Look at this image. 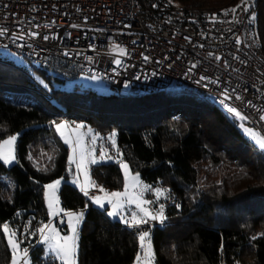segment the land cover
Returning a JSON list of instances; mask_svg holds the SVG:
<instances>
[{"label": "trees", "instance_id": "1", "mask_svg": "<svg viewBox=\"0 0 264 264\" xmlns=\"http://www.w3.org/2000/svg\"><path fill=\"white\" fill-rule=\"evenodd\" d=\"M172 1L242 9L241 0ZM254 5L249 11L256 16L264 59V0ZM35 71L37 81L26 65L0 58V142L19 134L17 162L0 161V264H11L13 257L5 225L28 249L29 264H61L45 253L37 230L49 221L44 187L62 179L61 209L84 217L77 264H135L143 231L151 237L155 264H264V151L216 102L188 99L187 93L197 94L190 90L125 98L77 83L67 90L62 85L76 78L74 71L62 66ZM64 119L116 133L122 159L144 182L167 193L163 228H128L111 220L67 180L69 148L54 128ZM204 164L227 167L221 183L210 189L201 183ZM91 176L106 190L124 185L119 161L92 165ZM56 223L60 231L67 228Z\"/></svg>", "mask_w": 264, "mask_h": 264}, {"label": "built area", "instance_id": "2", "mask_svg": "<svg viewBox=\"0 0 264 264\" xmlns=\"http://www.w3.org/2000/svg\"><path fill=\"white\" fill-rule=\"evenodd\" d=\"M230 9L172 0H0V30H6L0 48L41 69L62 66L96 77L99 87L118 97L193 91L264 139L257 21L249 23L253 13L242 9L233 19L230 11L224 14ZM99 193L88 190L89 196ZM143 227L153 231L163 223L149 220Z\"/></svg>", "mask_w": 264, "mask_h": 264}, {"label": "rangeland", "instance_id": "3", "mask_svg": "<svg viewBox=\"0 0 264 264\" xmlns=\"http://www.w3.org/2000/svg\"><path fill=\"white\" fill-rule=\"evenodd\" d=\"M0 58L11 60L18 66H25L26 65V67L30 71H33L34 73H36V75H38L37 72L35 71V68H40L38 63L30 62L28 60H24L18 54L12 53V52H10L7 49L0 48ZM96 80H97L96 77H90L89 75L82 73V74L77 75L75 79L67 80L65 82V84L62 85V87H64L67 90H70L77 83V84L82 85L83 87L94 89L98 93L110 92V91H108L106 89H103V88L99 87L96 84ZM59 86H60V84L57 83V82L54 84V87H59ZM172 93H174V92H172ZM187 95H188L187 96L188 99H192L194 101L199 100V101H201V103H207V101L209 100V98L202 97L199 94L190 95V94L187 93ZM118 100H121V99L118 98ZM209 101L214 102L211 99ZM211 105L213 106V104H211ZM57 123H64V124L67 125V127L65 129H63L62 131L64 133V137H67L73 143H75L77 138H81L82 137L83 147H85L86 149L91 150L93 156L98 161L95 164L89 163L87 165L86 169H84L83 171H79L78 172L77 168H76V164H69V156H70V154L72 152V149L69 147L68 144H66L64 142V138H62L61 134L56 131V127L54 125L55 131H56L58 137L60 138V140L62 141L64 146L69 148V153H68V164L69 165H68V172H67L68 175H69V179H67V180L70 183L74 184L75 186H78L79 188H80V185H85L87 187V190L97 189L100 192L97 196H89V195H87L88 199L90 200L91 204L94 207L105 211L106 214L109 211H112V206H111V204L107 203V197L105 196V194L106 193L111 194V193H114V192L123 193L125 191V188H124V185H125V174H124V170L121 168L122 174H123V180H124V185H123V188L121 190H112V191L111 190H106V189H104L102 187H97L95 184H94L95 186L93 187L92 184L94 183V181H93L92 176H91V166L92 165H96V164H100V163L112 162V161H119V163H120V161L122 160L128 166L127 167V171L129 173V175H128L129 192L133 196H136V195H138L139 193L142 192L141 199L143 201H148L149 202V203H146V204L145 203L141 204V207L144 208L145 210L150 211L152 213H155V212H157L159 210L160 206L163 205L164 206V214H165V202L162 201L163 199L167 198V193L165 192V189L160 187V186H152V185L144 182L141 179L140 175L138 173L134 172L131 169L129 163L122 159L121 153L119 151H117V136H116V133H115V137H114L115 146H113L112 140L110 139L112 133H109V134H106V135L105 134H101L99 131H96V130H94L92 128H86L83 125H82L81 128H79V130H76V125H81V124L80 123H77V124L76 123L75 124L68 123L65 119L61 120V121H59ZM239 128H240L241 132L244 134V136L247 139H249L251 142H253L254 145H256V147L259 150L264 151V149L260 148L259 144L257 143V138H259L261 140H264V139L261 136V134L255 128H253V127H251L249 125H243V124H240ZM248 132L253 133L255 135H250V134H248ZM13 136L16 137L14 145H12V150H13L15 159L12 160L9 164H5L2 160H0L1 162H3L7 166H11V165H13V164H15L17 162L16 144H17V140H18L19 134L15 133V134L9 135V136L4 138L0 142V144H2L4 141L8 140L10 137H13ZM94 137H95V142H93V138ZM112 149H114V150L112 151ZM102 150L105 153V157L103 158V160L100 159V153H101ZM109 157H111V158L109 159ZM209 165L210 164H204L201 167V172H202V175H203L202 176L203 178L201 179V183H202L203 188H205V189H210V188H213V187L217 186L218 184H220L221 183L220 177L223 176V172L227 168L225 166L211 168V166H209ZM120 167H121V165H120ZM136 176L139 177L140 184L136 185L135 187H133L132 185H133L134 182L132 181V177H136ZM63 181H64L63 179L60 180L59 186H58V188L56 190V193H55L58 201H59L58 191H59ZM74 181H76V182H74ZM144 186H147V188L145 189ZM101 189H103V191H101ZM157 189H160V190L163 191V195H161L159 198L155 195V191ZM44 197H45V187H44ZM90 197H102V198H104V200H105L104 208H100L98 205L94 204L92 202V200L90 199ZM127 199H128L127 197H121V200L123 202V207L119 210L118 215L115 216V217H109L108 214H107L109 219H111L113 221L122 222L121 217H124V218H127V219H131V216H132L133 213H138L139 215H143V213L140 212V209L137 207V203H135V202L128 203ZM45 202H46V199H45ZM46 206H47V203H46ZM59 208L61 209L60 201H59ZM47 209H48V207H47ZM65 213H73V214H75V213H81V211L64 212L61 209V212L59 213V215L55 216L52 219L51 227H53V228L57 227L56 226L57 225V223H56L57 221L59 223H62V225H66L67 226L65 231H60L59 228H57V231L59 232L61 237H66V236H71L72 235L71 229L69 228L68 217L65 215ZM149 220H151V219H149ZM146 225H147V223L146 224H142L140 226H146ZM79 226H78V230H79ZM14 239L16 241H18L15 237H14ZM40 239L38 240V242H40ZM149 239H150V242H151V249H152V252L154 254L153 264H155V252H154L152 240H151L150 237H149ZM43 247H44V251H45V253L47 255H51L52 257L56 258L55 254L52 253L48 249V245L47 244H43ZM23 249H26V248L22 247V244L19 242V250L20 251H19V255H18V260H19L20 264H23V259H24ZM26 259H27L28 264H29V254H27ZM57 260L61 263V261L59 259H57ZM76 262H77V256H76Z\"/></svg>", "mask_w": 264, "mask_h": 264}, {"label": "snow or ice", "instance_id": "4", "mask_svg": "<svg viewBox=\"0 0 264 264\" xmlns=\"http://www.w3.org/2000/svg\"><path fill=\"white\" fill-rule=\"evenodd\" d=\"M171 2V0H170ZM254 0H241V5H238L237 7L242 8V11L245 13H248L251 8H253ZM233 13V19H235V12L236 8L230 9L228 11H225V15H228V12ZM249 23H254L256 21V16L253 13L248 17ZM6 30H0V36L4 35V32ZM47 39V37H45ZM237 43L239 44L240 41L237 39ZM119 52L121 55H124V50L119 49ZM116 63L119 65L120 61L117 60ZM203 79V78H202ZM227 99V97H225ZM237 99H240V97H237ZM227 111L229 113H232L235 117L238 119L243 120L244 117L241 116V114L236 111L232 107H227ZM261 119L264 120V116H261ZM56 131L61 134L62 138H64V142L69 145V147L72 149V152L69 156V164H76L77 171H83L86 169L87 165L89 163L95 164L97 163V159L93 156L92 151L89 149H86L83 147L82 144V137L77 138L75 143H73L70 139L67 137H64L63 129L67 127L64 123H56L55 124ZM82 125H76V130H79ZM247 131V130H246ZM250 135H255L253 133L248 132ZM115 133L111 134L110 139L112 140L113 146H115ZM16 140V137H10L8 140L4 141L2 144H0V160H2L5 164H9L12 160L15 159L14 153L12 150V145H14V142ZM93 142H95V137L93 138ZM257 143L259 144L260 148L264 149V140H261L257 138ZM105 157V153L102 150L100 153V159L103 160ZM111 157H109L110 159ZM121 168L124 170L125 174V191L123 193L121 192H114L111 194L106 193L105 196L107 197V203L111 204L112 211H109L107 214L109 217H115L118 215L119 210L123 207V202L121 200V197H127L128 203H137V207L140 209V212L143 213V215H139L138 213H133L131 216V219H127L124 217H121L122 222L128 227V228H139L140 225L146 224L149 219L159 221L160 223H163V221L166 219L164 214V206L161 205L159 210L155 213H152L150 211L145 210L141 207L142 203H149L148 201H143L141 199L142 192L139 193L136 196H133L129 192V182H128V171H127V164H125L122 160L120 161ZM86 174V173H85ZM133 187L140 184L139 177H132ZM76 182V181H74ZM60 181H56L53 184H49L45 186V199L48 207V215H49V221L47 224L43 225L41 228H39L37 231L40 234V243L47 244L48 249L55 254L56 258L61 261V264H77L76 262V256H77V249H78V226L83 220V213H65V215L68 217V223L69 228L71 229V236L61 237L59 232L51 227L52 225V219L59 215L61 212V209L59 208V201L55 195L56 190L59 186ZM94 187V183L92 184ZM146 189L147 186H144ZM81 191L84 193V195H88V190L85 185H80ZM103 191V189H101ZM155 195L159 198L161 195H163V191L160 189H157L155 191ZM92 202L96 205H98L100 208H104L105 200L102 197H90ZM180 206L177 205V208ZM4 232L7 234L8 238V244L12 250L13 258H12V264H20L18 260L19 255V242L14 239L15 233L11 232L7 225L4 226ZM139 242H140V249L141 251L137 253L136 256V264H153L154 261V254L151 249V242L149 239V232L143 231L138 236ZM253 239H256V237H253ZM28 254V249H23V264H28V261L26 259Z\"/></svg>", "mask_w": 264, "mask_h": 264}, {"label": "crops", "instance_id": "5", "mask_svg": "<svg viewBox=\"0 0 264 264\" xmlns=\"http://www.w3.org/2000/svg\"><path fill=\"white\" fill-rule=\"evenodd\" d=\"M97 196V195H96ZM163 223H164V221H163ZM56 230H57V227L55 228ZM150 237V236H149ZM151 238V237H150ZM154 248V247H153ZM155 252V251H154Z\"/></svg>", "mask_w": 264, "mask_h": 264}]
</instances>
